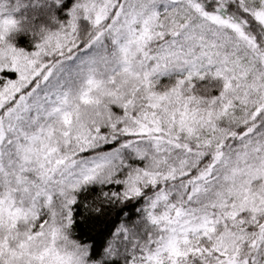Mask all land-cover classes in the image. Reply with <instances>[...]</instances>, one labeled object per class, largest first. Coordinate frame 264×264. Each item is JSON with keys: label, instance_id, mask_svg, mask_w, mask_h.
Listing matches in <instances>:
<instances>
[{"label": "snow or ice", "instance_id": "1", "mask_svg": "<svg viewBox=\"0 0 264 264\" xmlns=\"http://www.w3.org/2000/svg\"><path fill=\"white\" fill-rule=\"evenodd\" d=\"M0 264H264V0H0Z\"/></svg>", "mask_w": 264, "mask_h": 264}]
</instances>
